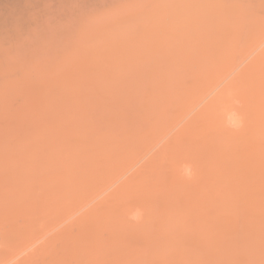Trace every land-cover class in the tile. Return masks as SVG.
Masks as SVG:
<instances>
[{
	"label": "bare ground",
	"instance_id": "1",
	"mask_svg": "<svg viewBox=\"0 0 264 264\" xmlns=\"http://www.w3.org/2000/svg\"><path fill=\"white\" fill-rule=\"evenodd\" d=\"M164 1L160 0L162 4L164 2V5L160 4V6L158 4L159 7L156 6V8H162L160 9L162 11L166 10V14H169V11L165 8L169 7L171 9L172 5V9H175V5H178L179 8L183 6V2H177L179 0H171V3H167L166 0ZM195 1L196 3L193 0L184 1L186 4L191 2L190 6L187 5L189 7H186L189 13H184L186 18L182 13H179L181 11L178 10L179 8H177L178 11L175 10L177 11L175 14L179 13L181 16L179 14L178 16L173 15L172 13L174 12H171L173 17L176 16V18H170L172 20H170L168 26L162 22L165 21L168 24L169 21L165 20L168 15L166 17L165 15L161 16L165 12L160 11L161 14H159L160 12H157L159 10L155 9L157 10L155 12L158 13L156 15L159 17L155 16L157 21L154 23L155 14L151 12L152 7H149L150 10H144L147 6H143V10L139 9L140 12L138 13L150 11L151 13H147L153 16L151 18L148 17L149 19L153 18L150 24H155L156 26L157 23L159 25L162 22L168 29L165 28L168 31L165 32L172 34L170 37H165L167 39L166 42L165 40H161V43L158 40L156 43L155 41H149L150 39L146 40L147 37L144 34L146 32L144 31L152 30L150 27L154 26L148 23L149 20L147 21V24H149L147 27H144L146 24L143 26L139 25L140 29L143 27L142 30H139L138 26L136 28L133 27L135 23L130 24L129 26L134 28L132 31L136 32L135 29H138L139 31H137L141 35L138 32H132V35L130 32L131 37L133 36L132 38L137 40L133 42L126 38V45L128 44L129 46L130 44L131 46L129 49L126 48L128 46L124 45V41L122 46H125L123 49L127 50L123 51V53L116 52V50L112 51L113 49L122 48L121 45L119 47L116 46L118 47L116 48V44L113 48L108 44L111 48V50H108L109 47L107 48L108 52L104 48L100 50L101 48L97 49L96 47L97 51L95 49V51L91 52L93 53L91 56L88 53L91 50H88V54L85 53L89 56L88 60L90 59L88 63L87 57L84 59L85 55H83V63L81 60L73 65L72 63L70 65L65 64L67 67H63L64 70L60 68L62 71L57 69L59 71L58 76H61L60 73L62 74L63 72L64 74L62 75L64 77L56 78L57 73H55L56 75H52L54 72L51 71V74L50 69V75H48L54 76L55 79L53 77L48 79H43L42 77L40 79V76H38L39 78H37L41 80L40 90H37V92L39 91L38 94H35L36 92L34 91V94L37 96L33 95V98H31L32 95L30 98H28L29 95L28 97L25 95V98L21 97L18 99L19 94H17L12 99L13 96L10 97V93L7 90L9 87L5 86L6 83H9L7 81L15 80L13 77L17 78L18 72L15 71V73L14 70L20 71L19 74L23 72L22 75L31 69L33 70L32 62L30 63L31 66H29L33 68H25L28 64L24 60L26 63L25 66L23 64L24 70H26L24 72L22 64L18 65L17 59L19 57L15 58L16 62L13 59L12 53L10 60L11 62L13 61L14 66L16 64L22 66L20 70L18 69L19 67L8 68L10 60L8 64L6 63V67L4 62H2L4 58L3 60L1 59L0 70L2 69L3 73L0 72V74H4V77L1 74V78L5 79L2 78L1 80L0 78L1 83H4L3 87L0 85V89L2 92L7 93L2 94L0 97V123L4 125L6 123V126L10 124L11 128L8 132L5 131V135H1L4 138L1 137L2 139L0 140V260L9 259V257L19 253V250L22 251L24 246L29 247L33 244L31 243L33 242V236L35 242L36 239L40 238V236H36V233L43 236L46 232L45 230L51 228L48 227L51 223L53 225L68 223L62 225L64 227L59 225L62 229L59 232L57 231V234L53 237L51 234L49 236L46 233L49 239L45 240L46 237H43L44 240L39 242L42 243L41 245H38L39 243L37 242V247L33 246L34 244L31 245L36 248H32L33 250L26 254L21 261H14L16 262L15 264H221V261L222 264H229L228 261L231 262L232 260V264H240V262L241 264H262L264 258L260 259L257 257L264 254V240H262L264 238L262 237L264 236V35H262L264 31H260L264 25H262L263 22H260L261 16L258 18L255 12L256 10L261 11V8L264 11V0H253L252 2L247 0V3L244 2L246 0H242V3H240L241 0H227V4L226 0H217L220 3L218 4L220 8L217 6L215 17L207 16L209 12L211 13V10L208 12L210 8H206L209 6V3H207L209 0L207 2L201 0L204 4L200 0ZM193 3L196 7L191 5ZM205 3L208 5L206 6ZM210 4H212V1ZM221 5H228L229 7L225 6L226 8H224ZM192 6L199 12H201V8L202 12H196ZM210 6L215 11L214 7L216 5ZM212 6L214 7L212 8ZM190 7H192L193 13H190ZM204 8H206L207 12H203ZM214 11L211 15H214ZM258 11L256 14L259 13L258 15L263 16V11ZM183 12H187V10L185 9ZM138 13L136 15H139ZM196 13H199L198 15L201 16H199V19L198 17L196 18ZM216 14L219 15H217L218 17L223 15L224 18L228 17L229 19L227 18V20L222 17L219 20L217 17L218 20H215ZM187 15L188 18L192 16L193 19L196 18L199 22L191 18L187 20ZM143 16L147 15L143 14ZM182 16L181 21L183 19L185 21L186 19L190 24L187 22L181 25L180 21L177 20ZM134 18L141 19V17H136L135 14ZM145 20H147V17H145ZM190 20L194 21V25L197 28L193 29V21L191 22ZM144 21L142 20L139 24L142 25ZM172 21L176 24L178 23V27L175 24V28ZM213 21H217L215 22L216 24ZM162 23L160 27L163 25ZM170 24L174 28L169 27ZM187 24L194 31L192 29H190L192 31H188L190 27L187 28ZM158 25L156 28L159 27ZM179 25L183 27L185 25L186 27L182 29ZM129 26L127 28L131 30ZM81 27H79L81 30L77 29V32L83 30ZM159 28L156 32L160 30ZM217 28L223 29L221 35L218 37L214 36V39H212V32ZM118 29L116 32H120V36L121 32L123 36L129 34V32L126 34L125 30L124 34L123 31H120L121 28ZM173 29L174 32L172 31ZM184 29L188 32L186 33ZM115 30L116 28H114V32ZM162 30L164 31V28ZM73 31H76V29ZM140 31L144 33L142 34ZM163 31L161 32L163 33ZM249 31H257V33L260 31L262 34L259 33L261 36H253ZM110 32L112 33L113 31ZM110 32L109 34H111ZM116 32V35L114 33L111 36L108 33L106 34L109 35H107L108 37L113 36L114 41L116 40L115 43L118 42L117 45H119L123 36H121V39L118 37L120 39L118 41V39L114 38L118 35ZM137 33L138 37L142 38V35H144L146 38L140 39L137 36L135 38L134 34L137 35ZM150 34L155 35L154 32ZM169 34H166V36H169ZM65 35L67 36L66 33ZM129 35L127 37H130ZM76 37L79 38L78 35ZM108 37L107 39H109ZM148 37L151 38L149 31ZM102 38L100 39L102 40ZM105 38L103 41L99 40V42L107 40ZM155 38L158 39V36H155ZM152 39L154 40V38ZM159 39H161V36H159ZM95 40L97 38L94 39V42ZM112 40L110 43H112ZM128 41L133 42V46ZM89 42L87 41V49L92 47L89 46L91 44ZM94 42L92 41L94 46L95 44L98 45V40L96 41L97 43ZM75 46L79 47L78 45ZM101 47H105V45L103 44ZM79 48L77 50L75 48L74 51H78ZM92 48L94 50V47ZM69 49L73 48L68 47ZM219 49L224 50L228 56H232L231 59L233 61L236 57V60H239L238 62H241V60L246 62L244 59L249 60L248 57L250 56L252 59L246 64L244 63V65L242 64L243 61L240 64L237 61L236 63L233 62L236 65H243L242 68L238 69V65L234 66L230 64L232 61H229L231 59L226 55V58H223V60L227 59L224 62H228V64L223 61V63L221 61L220 63L219 60H216L220 64L216 65L215 62L214 66H211V64L208 66L213 59L210 55L214 52L216 53ZM33 51L31 50V53L27 52L29 54L27 55L28 57H26V54L23 57L27 59L30 56V59L33 60L31 58L34 56L32 54ZM110 51L113 54L115 53L114 56L117 53V56L122 54L120 55L122 58L120 57L118 61L117 57V60H115L116 58L112 56ZM69 53L71 52L69 51ZM222 53L224 54V52ZM44 54L47 53L44 52ZM65 54H58L59 56L55 57L57 58L62 55V57L64 56L67 59L68 54L66 57ZM223 54L220 56L222 57ZM9 56L7 57L6 55V61H8ZM171 57L176 58V60L172 61ZM216 57L218 58V55ZM216 57L214 58L217 59ZM223 57L225 56L223 55ZM238 57L240 58L238 59ZM66 59L62 60L65 61ZM69 60L68 63L71 62ZM58 61L59 59L57 58V61H54L55 64L52 65H56ZM11 62L10 66L13 65ZM21 62L24 63L23 61ZM170 62L171 64H169ZM104 63L106 64L104 65ZM1 64L3 65L1 66ZM97 64L101 66L99 65V67ZM229 64L230 66L232 65L231 68L228 66ZM41 65H39V68H41ZM149 65L154 66L153 71L157 69V72H160L158 75L156 74L158 79L154 78L149 70V75L147 76L152 75L149 79L152 80L154 78V80H150L149 87L145 88L146 91L148 90L147 92H143L145 90L141 86L142 92L146 94H141V90L140 95H137V93L131 94L135 92H131L133 90L131 89L132 87L129 90L131 93H129L123 87L125 83L128 80L132 81V76L135 73H144ZM3 66L6 70H4ZM43 67L45 69V66ZM211 67L214 68V71L210 69ZM48 68L49 66L46 69ZM201 68L202 70H204L203 68H207V71H213L212 73L208 72L212 78L217 77L223 70L225 72V68L226 70L229 69L230 74L229 77H225L226 72L225 74H221L225 77L224 79L221 76L224 84L220 83V81H214L216 78L213 80V83L216 82L214 83L215 86L217 82L218 84L220 83V85L217 84V86L221 87L218 88V92L215 86L212 87L209 84L212 89H216L213 90L214 92L216 91V94L212 98L211 96L214 93H210L211 96L207 95L208 92L212 91L210 86L206 88L208 89L207 91L204 89L206 93L202 92V94H206L207 96L203 95L202 97L198 94L199 97L204 98L203 100L209 96L208 102L204 101L205 104L203 102L204 105L201 98L197 97L198 101L195 99V103L190 98L191 96L188 100L186 99L187 96H185L188 91L186 87H190L191 83L196 81L195 75L198 74V69ZM150 69L152 71V68ZM8 72L10 74L11 72L12 74L15 73L16 75H11V77ZM40 73L38 74L40 75ZM231 73L233 76H231ZM84 74H88L86 76L88 80ZM36 75H34V78L26 77L27 84L24 83V77L21 78L19 76L23 80L22 83L18 82V86L10 82V85H8L10 87L14 86L9 88V92L12 91L11 94L14 95L17 92L19 93L18 89L23 92V88H27L28 86L33 87V84L38 81L35 77ZM139 76L137 75V77ZM145 76L144 79L143 77L141 79L145 80ZM206 77L202 79L206 80ZM135 78L133 79V83L136 82L135 86H138V79L140 77L136 80ZM207 79L211 80L209 77ZM223 79L226 81L224 82ZM31 83L33 84L30 85ZM130 83L127 84L129 85ZM206 84L207 81L205 86ZM22 86L23 88H20ZM35 86L37 85L35 84ZM12 88L14 91H17L13 93ZM126 88L129 87L126 86ZM200 88L198 89L199 93ZM185 90H187L186 93ZM27 92L23 93L27 94ZM162 94L168 95L167 101L164 99L165 97L162 98L165 96ZM20 95L22 94L20 93ZM189 95L191 94L189 93ZM195 95H192V98H196ZM7 97H10L8 99L12 102L22 101L20 104L19 101L18 105L14 102L15 107L9 100L7 103ZM184 97L187 104L179 105ZM194 103L196 106L197 104L198 106H203L199 110L198 106L196 107L197 109L195 108L196 111L198 110L197 113H194L195 111L192 109L193 116L190 118L186 117V112L192 111L191 108L194 107ZM36 106L43 110V114H39L42 112ZM31 107L33 109L36 108V111L40 110L34 116L38 118V121L34 120L33 116L28 115L33 111ZM172 110L175 115L173 121L170 118L173 114ZM96 111L98 112L96 113ZM190 113H188V116L192 115ZM48 115L49 117L53 115V117L50 119ZM21 117L22 119H20ZM27 117L36 122H31ZM177 117L189 119L187 122L182 120L186 123L183 127L179 128V125L182 126L184 123L180 119L177 120ZM1 118L4 119L3 122ZM46 118L49 119V121L47 120L48 123L54 119L55 124H53L52 129L47 127L48 125L50 126V123L47 125ZM18 119L21 121H18ZM27 119L30 121H27ZM175 120L179 121L178 126L173 124ZM17 121L18 123L16 124ZM7 122L9 123L8 125ZM169 122L172 126H167ZM174 123L178 122L175 121ZM165 126L169 127V129ZM173 126H177L175 129L178 128L179 131L176 132L177 130L173 129L176 134L173 131L174 135L172 136V129L170 130V128H173ZM54 128L55 131L51 134V130L53 131ZM163 128L169 130L168 133L171 132L169 138L165 145L160 140L161 144L164 145L160 144L162 146V148L160 147L161 149H159V145L154 144L159 151L156 148L158 152L153 151L154 155L152 154V157H150L151 155L147 153L150 152L151 148L149 151L145 149H149V144L152 145V143L156 142L155 138L159 137L157 135L161 133V130L166 132ZM35 130L36 132L41 130L42 136L39 137L41 134L38 133L39 135H35L39 138L35 137L33 135ZM5 132L3 131L0 134H4ZM166 134L164 133L165 139L161 138L162 140H166ZM48 135H51L53 139ZM170 135L172 136L171 138ZM157 142L156 144L160 143ZM155 147L153 146L152 150ZM143 150L149 155L147 157L150 158H147L148 161L144 163L146 157L141 156L143 159L138 157V154L136 157L140 161L143 159L144 164L141 167L138 166L142 161L140 162L136 159L140 162H137L138 165L136 166L140 168L135 169L137 171L132 172V174L131 167L129 166H132V163L134 166L136 164L134 155H137L141 151L144 155ZM142 154L140 153V155ZM133 156L135 162L133 161ZM127 166L130 171L124 169ZM134 166H132V169H134ZM191 169L193 171H190ZM118 171H121V173ZM122 172L124 173V177L121 175ZM127 172L128 177L126 176L125 178V173L127 175ZM116 173L118 174L115 175V178L121 177V179L119 183L116 181L119 184L116 189L117 183L114 182L115 185L113 182L110 183L115 186H108L110 190L114 188L112 192L106 188L107 183L110 181L108 182L105 179ZM110 178L108 179L110 180ZM115 178H112L111 181ZM123 178L125 179L121 181ZM103 181L106 186L102 183ZM101 184L105 186V190L107 189L111 193L108 194L107 191H104V193V188L101 189L100 191L104 195L106 193L108 195L106 194L107 196L104 197L102 193H99L104 198L102 200L100 197L99 199L96 198L101 201L96 202L98 204L94 205L95 201L92 203L90 198L96 195ZM86 203H92L93 205L89 204V206L93 207H88L89 209L85 211L87 207L82 206L86 205ZM79 205H82V209L85 208L83 209L84 213L82 212L83 210L80 211L81 207ZM76 206L79 207L75 210ZM71 208L77 213L79 211L80 213L82 212V215L76 218L77 214L75 213L76 217H74V214L73 217L76 220H72V218L69 220L72 221L68 222L66 214L71 213L70 215L72 216V212H70L72 211ZM135 215H137L138 219ZM131 216H133V219H137V221L132 220ZM59 226L57 230L60 229ZM76 230L77 232L75 233ZM53 232H56V230ZM252 240H254V243ZM257 244L262 247L259 249ZM256 245L257 247H254ZM251 246L254 248L253 250ZM260 251L263 254L258 256V252ZM21 253H19V256ZM247 253L248 255L251 253L249 256L252 257L246 256ZM254 254H257V256H254ZM260 257L262 258L263 256ZM249 259L251 262L254 260L255 262L251 263ZM10 261L8 260V262ZM224 261L227 262L225 263Z\"/></svg>",
	"mask_w": 264,
	"mask_h": 264
},
{
	"label": "rangeland",
	"instance_id": "2",
	"mask_svg": "<svg viewBox=\"0 0 264 264\" xmlns=\"http://www.w3.org/2000/svg\"><path fill=\"white\" fill-rule=\"evenodd\" d=\"M164 1V0H163ZM170 1V2H169ZM169 1H167L166 0V2L167 3H171L172 1L171 0H169ZM177 1V0H176ZM185 2H186V0H184ZM184 1H177L178 3H182V5L184 6H182V5H180V6H182L181 8H184V9H181V8H179L178 7V5H175V9H172L173 8V5H172V7H171V9H169V7L168 8H165V9H168L167 11H169V14L167 13L166 14V10H164V8H163V10L164 11H162V10H160V9H162V8H156V6L157 7H159L158 6V4L160 5V4H162V2H160V0H0V61H1V59L3 60V58H4V61H2V62H4V65L7 67V64H8V62H9V60L12 58V54H13V59L17 62V60H18V65L21 63L22 64V66H23V64H24V66L26 65V63L28 64L25 68H33V70L31 71H28V72H26V73H24L23 75H22V73L21 74H19V72L20 71H17V70H14V72L16 71V72H18V76H17V78L16 77H13V79H15V80H13V81H7V82H9L8 84L10 85V82L12 83L13 82V84H19L18 82H20V83H22V81L24 80V83H26L27 84V82H26V77H28V78H34V75H36L35 77L37 78L38 76H40V79L43 77V79L45 78H54L55 79V77L54 76H52V75H56L55 73H57V75H56V78H58V77H64V75H62V74H64L63 72H62V74L60 73V75L61 76H58V72L59 71H57V69H63V67H67L65 64H71L72 63V65L73 64H75V63H77V62H80L81 60V62L83 63V55H85V57H84V59H86V57H87V60H88V57L89 56H91V54H93V53H91V52H93V51H95V49H96V47H97V49L98 48H101L100 50H102V48H104V50L105 51H107L108 52V50H111V48H113V46L115 45V47L116 46H120L121 45V49H113L112 51H115L116 50V52H121V53H123V51H125V50H127V49H129V47H131L130 46V44H129V46H128V44L126 45V43H127V39L126 38H128L129 40H131V41H133V42H136L135 40H137V39H134V38H132L131 37V34H132V32L133 33H136V32H138L139 30H142V28L143 27H141V29H140V26H143L144 24H146V26H144V27H147L149 24H150V22L151 21H153V18L152 19H149V18H151V17H153L152 16V14L151 15H148L147 13H154L155 15H154V23H156V17H159V16H157L156 15V13L158 12H160V11H162V12H165V14L163 13L161 16L163 17L164 15H165V17H166V15H168L167 17H166V19L165 20H169L168 21V24H167V22H165V21H162V22H164V24H166L167 26L169 25V23H170V20H172V19H170V18H172L173 17V15L175 14V12H177L178 10H181L179 13H182L183 14V16H185V18H186V15H184V13H186V14H188L189 12H188V9L186 8V7H189L190 6V3L192 2H189L188 4H186V3H184ZM188 1V0H187ZM201 1V0H200ZM212 1V4H210V2ZM251 2L253 1V0H250ZM255 1V0H254ZM263 1V0H262ZM156 2H158V3H156ZM165 2V1H164ZM164 2H163V4H162V6L164 5ZM193 2L194 3H196V1L195 0H193ZM201 2H203V1H201ZM201 2H200V4H201ZM204 2H207V0L205 1L204 0ZM204 2H203V4H204ZM213 2H214V4H213ZM215 2H216V4H215ZM243 1L241 0V2L240 3H242ZM244 2H246L247 3V0L246 1H244ZM126 3H128V4H126ZM151 3V4H150ZM154 3H156V4H153ZM167 3H165V5H167L168 6V4ZM191 4V5H194L195 6V4ZM199 3V2H198ZM207 3H209V6H207L208 4ZM207 3H205V5L207 6L206 8H210V9H208V12H209V10H211V13H213V9H211V6L210 5H216L215 7L214 6H212V8L214 7L215 8V11H214V15H211V13L209 12V15H207V16H209V17H211V16H214L215 17V12H216V8H217V6H219L218 4H220L219 3V1H217V0H209V2H207ZM228 3V1L226 0V4ZM254 3V2H253ZM186 6H185V5ZM202 4V5H203ZM244 4V3H243ZM248 4H249V2H248ZM248 4H246V5H248ZM252 4V3H251ZM262 4H263V2H262ZM170 5V6H171ZM187 5H189V6H187ZM146 7V8H144V7ZM161 6V5H160ZM222 6H224V8H226L225 6H227V8L229 7L228 5H221V7ZM144 8V10H150L149 9V7L151 8V12L150 11H146L145 13H144V11L142 12L144 15H147V16H145V17H147V20H145L146 21V23H145V21H144V19H145V17L143 16L142 17V13H138V12H140V10H143V8ZM193 7V6H192ZM192 7H190L189 8V10L191 11L190 13H193V10L191 9ZM196 7V6H195ZM205 7V6H204ZM245 7V6H244ZM248 7V6H247ZM263 7H264V4H263ZM154 8V9H153ZM177 8H179L178 10H177ZM194 8V7H193ZM198 8V7H197ZM206 8H204L203 9V12H207V10H206ZM219 8H220V6H219ZM218 8V9H219ZM138 9V10H137ZM140 9V10H139ZM155 9H158L159 11H157V10H155ZM185 9L187 10V12H183V11H185ZM262 10L261 11H258V10H256V12L258 11V12H262L263 11V8H261ZM130 10V11H129ZM132 10V11H131ZM135 10V11H134ZM154 10V11H153ZM174 10V11H173ZM175 10H177V11H175ZM194 10L196 11L197 9L196 8H194ZM198 10H199V8H198ZM200 10H201V12H202V9L200 8ZM205 10V11H204ZM213 10V11H212ZM155 11H157V12H155ZM195 11H194V15H195ZM133 12V13H132ZM140 15L141 14V16H139V15H136L137 13ZM171 12H174V13H172L171 14ZM196 12H199V11H196ZM201 12H199V13H201ZM256 12H255V15L259 18V16H261V18H263L262 19V21H261V18H260V22H263L264 23V11H263V16L262 15H258V14H256ZM157 13V14H158ZM178 13V14H179ZM198 13V14H199ZM134 14H135V16L136 17H141V19L144 21L143 22V24L141 25V24H139V23H141V19L139 20V18L138 19H136V18H134ZM159 14H161V12L159 13ZM172 16H171V15ZM178 14H175L176 16H178ZM197 13H196V18L198 17V19H199V16L200 15H198ZM261 14V13H260ZM130 15V16H129ZM170 15V16H169ZM189 15H191V14H189ZM203 15V14H202ZM205 15V17H207ZM218 14H216V19L215 20H218V18H219V20L223 17L224 18V16L223 15H220V17H218L217 16ZM128 16V17H127ZM132 16V17H131ZM156 16V17H155ZM160 16V18H162ZM176 16H174L173 18L175 19L176 18ZM179 16H181L180 14H179ZM183 16L182 17H180V19L179 20H177V21H180V23H181V25H183V24H186L188 21V19H193V14H192V16L190 17V18H188V15H187V20L185 19V21H184V19H183V21H181L182 19L181 18H183ZM124 17V18H123ZM126 17V18H125ZM149 17V18H148ZM201 17V16H200ZM218 17V18H217ZM90 18V19H89ZM116 18V19H115ZM130 18H132L131 20H130ZM196 18H194L193 20H196V22H199V20L197 21V19ZM208 18V17H207ZM212 18V19H213ZM228 18V17H227ZM226 17L224 18V19H227ZM89 19V20H88ZM136 19V20H135ZM229 19V18H228ZM227 19V20H228ZM137 20H139V21H137ZM149 20V21H148ZM162 20H164L163 18H162ZM193 20H190L191 22L193 21ZM211 20V19H210ZM223 20V19H222ZM250 20V19H249ZM89 21V22H88ZM114 21V22H113ZM133 21V22H132ZM147 21H148V23L149 24H147ZM161 21V20H160ZM160 21H159V23H160ZM109 22V23H108ZM112 22V23H111ZM128 22V23H127ZM136 22H138V24H136ZM161 22V23H162ZM173 22V21H172ZM196 22H195V24H196ZM215 22H217V21H215ZM214 21H213V23H215ZM219 22H222V21H219ZM248 22V21H247ZM120 23V24H119ZM133 23H135V24H133ZM160 23V24H161ZM179 23V24H180ZM211 23H212V21H211ZM262 23V25H264ZM110 24V25H109ZM132 25L133 24V27H137V28H139V30L137 31L136 29H135V31L136 32H134V31H132V29H134V28H132V27H130L129 25ZM160 24L158 25V23L156 24V26L158 25L159 27H160ZM163 24V23H162ZM163 24V25H164ZM175 24L176 23H174L173 22V26H175ZM178 24V23H177ZM177 24H176V26H177ZM188 24H190V22H188ZM187 24V25H188ZM193 25H192V27H193V29H195V25H194V21H193V23H192ZM207 24V23H206ZM209 24V23H208ZM216 24V23H215ZM219 24V23H218ZM113 25V26H112ZM117 25V26H116ZM135 25V26H134ZM140 25V26H139ZM150 25H154L153 27H150V29H152V30H148L149 31V35H151V38H154V40L152 39L151 40V38L150 37H148V31L147 30H143L144 32H146L147 33V35H146V33H144L145 34V36L148 38H146L144 35H142L143 37L142 38H146V40L148 41L149 39V41H157L158 42V40H160L159 42H161V40H165V42H166V38L167 37H170V35L172 36V34H169V33H167L168 31V29H167V27H166V25H161V27H162V29L164 28V31L161 29V27L159 28V27H157L156 28V26H155V24H150ZM181 25H179V27L181 28L182 27V29L184 28V27H186L185 25H184V27L183 26H181ZM197 25V24H196ZM211 25V24H210ZM81 27V26H85V27H81L83 30V32L81 31H79V32H77L78 30H81V29H79V27ZM107 26H108V28H107ZM119 26V27H118ZM127 26H129L130 28H131V30L130 29H128L127 28ZM176 26H175V28H176ZM77 27V28H76ZM123 27H125L124 29H123ZM149 27H148V29H149ZM169 27H172V24H170V26ZM178 27V26H177ZM190 27V28H189ZM192 27L191 26H187V28H189L188 29V31H192L193 29H192ZM212 27V26H211ZM210 27V28H211ZM263 28H264V26H262ZM262 27H261V30L260 31H264V29L262 30ZM70 28H72L71 30H72V32H71V30H69ZM86 28V29H85ZM114 28H116V30H115V32L117 31V29L118 28H121V30L120 31H123V33L126 31V34H128L127 32H129V34H130V32H131V34L129 35L130 37H127L128 35H125V36H123L122 35V32H121V36H123L122 37V40H121V42L119 43V45H117L118 44V42L117 43H115V41H114V39L112 38V37H108L109 35L111 36V34L112 33H114L115 34V32H114ZM156 28V29H155ZM160 29L161 31H163V33L159 30L158 32H156V30L157 29ZM167 30H166V29ZM172 28H174V27H172ZM187 28H185V29H187ZM197 28V27H196ZM76 29V31H73V30H75ZM78 29V30H77ZM111 29V30H110ZM128 31H127V30ZM145 29V28H144ZM147 29V28H146ZM154 29H155V31H154ZM185 29H184V31H185ZM190 29H192V30H190ZM219 29V30H218ZM119 30V29H118ZM125 30V31H124ZM130 30V31H129ZM221 30V31H220ZM222 28H217V29H215L212 33H213V35H212V39H214V36H216V37H218L219 35H221V32H222ZM250 30V29H249ZM70 31V32H69ZM104 33H103V32ZM110 31H113L112 33L110 32ZM152 31V32H151ZM165 31H167V32H165ZM173 32H174V29L172 30ZM187 30L185 31L186 33L188 32ZM194 31V30H193ZM219 31V32H218ZM260 31H258V33H257V31H249V32H251L252 34H253V36H261V35H259V33H261ZM68 32V33H67ZM75 32V33H74ZM109 32L111 33V34H109ZM141 33H142V31H140ZM154 32V34L155 35H153V34H150V33H153ZM156 32V33H155ZM160 32V34H158ZM171 32V31H170ZM172 32V33H173ZM247 32H248V29H247ZM65 33L67 34V36L65 35ZM70 33H72L73 35H75L76 33H78V34H76L75 36H73L72 34H70ZM80 33V34H79ZM84 33V34H83ZM92 33V34H91ZM97 33V34H96ZM106 33H108V34H106ZM116 33H118V35L117 36H115L114 38L115 39H118V41L121 39V36H120V32H116ZM139 33V32H138ZM138 33H137V35L136 34H134V36H135V38H136V36H137V38H140V37H138ZM142 33V34H143ZM165 33V34H164ZM175 33H177V32H175ZM251 33H249L250 35H251ZM254 33H257V34H254ZM69 34V35H68ZM125 34V33H124ZM162 34H164V35H162ZM166 34H169V36L167 35L166 36ZM218 34V35H217ZM262 34V33H261ZM78 35V37L79 38H77L76 36ZM96 35H97V37H96ZM102 35H104L103 36V38H102ZM108 35V36H107ZM113 35V34H112ZM133 35V34H132ZM139 35H141L140 33H139ZM175 35V34H174ZM262 35H264V32H263V34ZM66 36V37H65ZM83 36V37H82ZM89 36H91V37H89ZM153 36V37H152ZM155 36H158V39L157 38H155ZM159 36H161V39H159ZM97 38V40H98V45L97 44H95V46L92 44V41L94 42V39H96ZM106 37V38H105ZM107 37L109 38V39H107ZM118 37H120V39L118 38ZM166 37V38H165ZM77 40H75V39ZM90 38H92V39H89ZM94 38V39H93ZM99 38V39H98ZM100 38H102V40L100 39ZM107 39V40H105L104 42H99V40H101V41H103V39ZM111 38V39H110ZM133 40H132V39ZM142 38H140V39H142ZM165 38V39H164ZM43 39V40H42ZM62 39H64V40H62ZM113 39V40H112ZM70 40H72V41H70ZM92 40V41H91ZM97 40H95V42L97 41ZM109 40V41H108ZM111 40H112V43H110L111 42ZM262 40V39H261ZM87 41L89 42V46H92V47H94V50H93V48L92 47H89L88 49H87V47H88V44H87ZM123 41V42H122ZM124 41H125V44H124ZM131 41H128V43H131ZM43 42V43H42ZM73 42V43H72ZM85 44H84V43ZM94 42V43H95ZM131 43V45L133 46V44L134 43ZM156 42V43H157ZM50 43V44H49ZM81 43H82V45H81ZM97 43V42H96ZM100 43H101V45L103 46V44L105 45V47H101V45H100ZM107 43V44H106ZM124 45H126V46H128V47H126L127 49H123L124 47L122 46L123 44ZM162 43V42H161ZM164 43V42H163ZM41 46H40V45ZM73 44H74V46H73ZM83 44H84V46L86 47H84L83 46ZM86 44H87V46H86ZM108 44L111 46V48H110V46H108ZM112 44V45H111ZM159 44V43H158ZM68 45V46H67ZM71 45V46H70ZM75 45H78L79 47V50L78 51H76L78 48H77V46H75ZM81 45V46H80ZM97 45V46H96ZM264 45V44H263ZM39 47V49H37L38 47ZM46 46H47V48H46ZM83 46V47H82ZM35 47V48H34ZM65 47V48H64ZM68 47L69 48H73V49H69L68 50ZM110 49H109V48ZM118 47H116V48H118ZM262 47V46H261ZM264 47V46H263ZM30 48V49H29ZM34 48V49H33ZM42 48V49H41ZM45 48V49H44ZM76 48V50L74 51V49ZM91 48V49H90ZM107 48H108V50H107ZM26 49V50H25ZM57 49H58V51H57ZM82 49V50H81ZM86 49V50H85ZM97 49H96V51H97ZM33 51L32 52V54H34V56L33 55H31V56H33V57H31L33 60H31L30 59V56H29V58H27V59H25L23 56H25L24 54H26V57H28L27 55H29V54H27V52H29V53H31L30 51ZM38 52H37V51ZM43 50H44V52L45 53H47V54H44V52H43ZM64 50V51H63ZM66 50V51H65ZM68 50V51H67ZM80 50H81V52H80ZM88 50H91V51H89L88 52ZM104 50H103V52H104ZM119 50H121V51H119ZM26 51V52H25ZM41 51V52H40ZM57 51V53H55ZM69 51L71 52V53H69ZM99 51V50H98ZM112 51H110L111 53H112V56H114L115 55V53L113 54V52ZM221 51V52H220ZM23 52H25V53H23ZM35 52V53H34ZM43 52V53H42ZM60 52V53H59ZM65 54V57L67 56V54H68V56H67V59L66 58H64V56L62 57V55H60V57H57L58 59H59V61H58V63H56V65H52V64H55V62L54 61H57V58L55 57V56H59L58 54ZM73 52V53H72ZM74 52H79L78 54L77 53H74ZM89 53V56L88 55H86L85 53ZM218 52H220V54H218ZM222 52H224V54L222 53ZM10 53V54H9ZM12 53V54H11ZM23 53V54H22ZM38 53V54H37ZM55 53V54H54ZM82 53V54H81ZM84 53V54H83ZM87 53V54H88ZM104 53H106V52H104ZM256 53V52H255ZM41 54V55H40ZM70 54V55H69ZM72 54H74V55H72ZM75 54H76V56H75ZM81 54V55H80ZM218 55V58L216 57L217 55ZM221 54H223L225 57H223V55H222V57L220 56ZM6 55H7V57H8V55H10L9 56V58L7 59L8 61H6L5 59L7 58L6 57ZM17 55V57H15ZM19 55V56H18ZM40 56V58H38L39 56ZM118 55V53L116 54V56H114L116 59L115 60H117V57H118V61H119V59H120V57L122 58V56H120V55H122V54H120L119 56H117ZM216 55V56H215ZM226 53H225V51L223 50H221V49H219V50H217L216 51V53L214 52V53H212L211 55H210V57L212 56L213 57V59L211 60V62L208 64V66L211 64V66H214V64H215V62H216V65L217 64H220L222 61L224 62V61H226L227 59H224L223 60V58H226ZM36 56V57H35ZM41 56H43V57H41ZM70 56V60L68 59V57ZM74 56V57H73ZM78 56V57H77ZM80 56V57H79ZM228 56V55H227ZM19 57V58H18ZM35 57V58H34ZM113 57V58H114ZM214 57H216L217 59H215ZM228 57H230L229 59H231L232 58V56H228ZM227 57V58H228ZM15 58H18L17 60L15 59ZM37 58V59H36ZM46 58V59H45ZM51 58V59H50ZM56 58V59H55ZM75 58V59H74ZM77 58V59H76ZM222 58V59H221ZM237 58V57H236ZM236 58L234 59V61H233V59H231V60H229V61H232V62H230V64H232V65H234V66H239L238 67V69L239 68H242V66L244 65V63L246 64L247 62H249L252 58H251V56L250 57H248V59L249 60H247V59H244V60H246V62L245 61H243V60H241V62H238L239 60H236ZM240 57H238V59H239ZM242 58V57H241ZM12 59V60H13ZM21 59H23V60H21ZM42 59V60H41ZM54 59V60H53ZM61 59V60H60ZM62 59H66L65 61H63ZM172 61H174V60H176V58H174V57H171L170 58ZM178 59V58H177ZM211 59V58H210ZM20 60V61H19ZM26 61V63H25V61ZM30 60V61H29ZM37 60V61H36ZM41 60V61H40ZM46 60V61H45ZM68 60L69 61H71L70 63H68ZM74 62H73V61ZM90 60V59H89ZM89 60L87 61V63L89 62ZM105 60H107V59H105ZM213 60H214V62H213ZM219 60V62H217V61ZM21 61H23L24 63H22ZM65 62V63H63V62ZM86 61V60H85ZM236 61L240 64V63H242V61H243V65L241 64V66L239 65V64H235L236 63ZM1 62V63H2ZM10 62H11V60H10ZM10 62H9V67L8 68H11V69H13L12 67H15V68H18L19 70H20V67L22 68V66H18L17 64H16V66H14V63H13V61L11 62V63H13V65L12 66H10L11 64H10ZM29 62V63H28ZM32 62V63H31ZM40 63V64H38V63ZM47 62V63H46ZM54 62V63H53ZM102 62H104V60H102ZM105 62H107V61H105ZM222 62V63H223ZM233 62H235L234 64H233ZM7 63V64H6ZM30 63H31V65L33 66V67H30L31 65H30ZM47 65H46V64ZM61 63V64H60ZM100 63H101V61H100ZM224 63H226V62H224ZM35 64V65H34ZM42 64V65H41ZM59 65V67H57L58 65ZM106 63H104V65H105ZM169 64H171V62L169 63ZM226 64H228V62L226 63ZM230 64L228 65L230 68L232 67V65L230 66ZM3 64H1V66H2ZM30 65V66H29ZM37 65H38V67H37ZM39 65H41V68H39L40 66ZM51 65V66H50ZM84 65V64H83ZM86 65V64H85ZM98 66L100 65V64H97ZM101 65H102V63H101ZM100 65V66H101ZM24 66H23V70H24ZM29 66V67H28ZM43 66H45V69H44V67ZM47 66H49V68L48 69H46L47 68ZM87 66V65H86ZM99 66V67H100ZM227 66V67H228ZM4 67V66H3ZM2 67V68H3ZM56 68V70H55V68ZM72 67H74V66H72ZM104 67V66H103ZM148 67H150V68H152V71H151V69L149 68L148 69ZM147 67V69H146V71H144V73H142V74H139L138 72L137 73H135L132 77V81H127L126 83H125V85L123 86L125 89H127L128 91L129 90H131V89H133L131 92H134V93H131L130 91H129V93H131V94H135V93H137V95H140V90H141V94H146V93H143V92H147L146 91V89L149 87V85H150V80L151 79H149L150 78V76H152L153 75V77L154 78H157L158 79V76L156 77V74L158 75L159 73L157 72V69L156 70H154L153 71V68H154V66H151V65H149ZM226 67V68H227ZM228 67V68H229ZM5 68V67H4ZM226 68H225V72H226V75H225V77L226 76H228L229 77V69L228 70H226ZM37 69V70H36ZM51 69V70H50ZM53 69V70H52ZM60 69V70H61ZM66 69V68H65ZM204 70H202V68L201 69H198V74L197 75H195V78H197V79H195L193 82L195 83H191V85H190V87H186V89L188 90H185V93H186V91H187V93L185 94V96H187L186 97V99L188 100L189 99V97L191 98V99H193L194 101H195V99L198 101V99H197V97L200 99H202L201 101H202V104H203V102L205 101V102H208V97L206 98V96L207 95H210L211 96V94L212 93H214L212 96H211V98L216 94V91L214 92L213 90H216V89H212L211 88V86L212 87H214L215 86V84L214 83H216V82H214L213 83V80L216 78V80H214V81H220V83H222V84H224L223 82H222V78H224L225 79V77H223L221 74H225V72H221L218 76L220 77H215V78H212V76H210L209 74L210 73H212L213 71H214V68L213 67H211L210 69L211 70H213V71H211V70H209L210 71V73H208L209 71H207L205 68H203ZM2 70V69H1ZM0 70V72H2L3 73V71H1ZM4 70H6V68L4 69ZM8 70V69H7ZM10 70V69H9ZM22 70V71H23ZM40 70H42V71H40ZM49 70H50V73H51V71H53L54 73L51 75V76H49L50 75V73H49ZM64 70V69H63ZM149 70H150V74H152V75H150V76H147V75H149ZM202 70V71H201ZM12 71V70H11ZM26 70H24V72H25ZM36 72V73H34V72ZM57 71V72H56ZM62 71V70H61ZM60 71V72H61ZM156 71V72H155ZM207 71V72H206ZM235 71V70H234ZM234 71H232L233 73H235ZM7 72V71H6ZM10 72V71H9ZM8 72V73H9ZM15 72V73H16ZM29 72H30V74H29ZM41 72V73H40ZM46 72V73H45ZM203 72V73H202ZM206 74H205V73ZM1 73V74H2ZM15 73H13L12 74V72H11V74L9 75V76H15L16 74ZM38 73H40V75L38 74ZM154 73V74H153ZM208 73V74H207ZM228 73V74H227ZM1 74H0V78H1ZM33 74V75H32ZM41 74H43L42 76H41ZM49 74V75H48ZM202 74V75H201ZM205 74V75H204ZM4 74H2V76H3ZM22 75V76H21ZM29 75H32V76H29ZM46 75H48V76H46ZM85 75V78L88 80V78L86 77L88 74H84ZM137 75L140 77V79H138L139 77H137ZM144 75H146L145 76V80H143L144 79ZM198 75H200V77H198ZM208 75V76H207ZM7 76H8V74H7ZM11 76V77H12ZM19 76H21V78H23V80H21V78L19 77ZM45 76V77H44ZM203 76V77H202ZM209 77V78H211V80H209V79H207V77ZM221 76H222V78H221ZM231 76H233L232 75V73H231ZM4 77V76H3ZM2 77V78H3ZM6 77V76H5ZM19 77V78H18ZM65 77H66V74H65ZM134 77H136L135 78V80L136 79H138V86H135V84H137L136 82H134L133 83V79H134ZM143 77V79H141ZM147 77H148V79H147ZM206 77V80L205 79H202V78H205ZM2 78H1V80H2ZM10 78V77H9ZM9 78H8V80H9ZM28 78H27V81H28ZM39 78V77H38ZM37 78V82H33V83H31L30 85H34L33 87L32 86H28L27 88H23V86L22 87H20V88H23L24 90H23V92H25V91H28L27 92V94H25V93H23L22 92V90H20V89H18V91H19V93L17 92V93H15L16 91H14L13 90V88H12V90H13V93H15L14 95L13 94H11V92H9V88H11L12 86H14V85H12L11 87L7 84H5V86H8L9 88L7 89L8 90V93H10V97H12V99L13 98H15L14 96L15 95H17V94H19V96L17 97L18 99L19 98H25L24 96L25 95H27V97H28V95H29V97L28 98H30L31 97V95H32V97L31 98H33V95H35V94H38L39 93V91L37 92V90H40V85H41V80L40 79H38ZM154 78L152 79V80H154ZM218 78H219V80H218ZM3 79H5V78H3ZM17 79V80H16ZM146 79H147V81H146ZM156 79V80H157ZM187 79V78H186ZM223 79V81L225 82L226 80H224ZM228 79H230V78H228ZM10 80H11V78H10ZM19 80H21V81H19ZM31 80V79H30ZM39 80H40V83H39ZM86 80V81H87ZM142 80V81H141ZM151 80V81H152ZM155 80V81H156ZM203 80H205V81H203ZM6 81V80H5ZM14 81H15V83H14ZM32 81H36V80H32ZM140 81H141V85H140ZM144 81V82H143ZM200 81V82H199ZM206 81H207V84H206V86H205V83H206ZM17 82V83H16ZM132 84H131V83ZM198 82H199V84H198ZM211 82V83H210ZM218 82H217V84H218ZM38 83V84H37ZM127 83H130L129 85L127 84ZM142 83H144V84H142ZM145 83H149V84H145ZM203 83H204V85H203ZM220 83L218 84V85H220ZM4 84V83H3ZM3 84L1 83V81H0V85H2L1 87H3ZM35 84L37 85V86H35ZM194 86H193V85ZM209 84H211V86L209 85ZM213 84V85H212ZM217 84H216V88H217V92H218V88H221V87H219V86H217ZM221 84V85H222ZM21 85V84H20ZM24 85V84H23ZM133 85V86H132ZM140 85V86H139ZM144 85H146V86H144ZM148 85V86H147ZM19 86V85H18ZM27 86V85H26ZM126 86L127 87H129V88H126ZM143 87V89L145 90V91H143L142 90V87ZM196 86V87H195ZM200 86H201V88H200ZM204 86V87H203ZM209 86H210V88L212 89V91L211 92H208V94L206 95V94H202V92H204V93H206L205 92V90L204 89H206V88H209ZM16 87V86H15ZM14 87V89H16ZM25 87V86H24ZM34 87H36V88H34ZM37 87H39L38 89H37ZM132 87V88H131ZM136 87V89H134ZM139 89H138V88ZM192 87H194L195 88V91H194V88H192ZM30 88V89H29ZM32 88H33V90H32ZM131 88V89H130ZM146 88V89H145ZM189 88H190V90H189ZM192 88V89H191ZM200 88V93H199V89ZM4 89V88H3ZM26 89V90H25ZM35 89V90H34ZM4 90H6V89H4ZM6 90V91H7ZM33 92H32V91ZM137 90V91H136ZM138 90H139V92H138ZM197 90V91H196ZM208 89H206V91H207ZM5 91V92H6ZM34 91L36 92L35 94H34ZM143 91V92H142ZM191 91H193V92H191ZM209 91H210V89H209ZM0 92H1V94H0V97H1V95L2 94H6V93H4V92H2V90L0 89ZM191 94V95H189L188 96V94L189 93ZM20 93L23 95H20ZM32 93V94H31ZM211 93V94H210ZM196 94V95H195ZM200 96H202L203 97V95H206V96H204L206 99L205 100H203L204 98H202V97H199V95ZM162 95H165V96H161L162 98H164L166 101H167V97H168V95L167 94H162ZM192 95L194 96H196V98L194 97V98H192ZM6 96V95H5ZM8 96V95H7ZM35 96H37V95H35ZM10 97H7L6 98V100H7V103H8V100L10 99ZM9 98V99H8ZM16 98V99H17ZM15 99V100H16ZM208 99V100H207ZM0 100H1V98H0ZM10 101V100H9ZM20 101V100H19ZM19 101H10L12 104H14V102H16L15 104H17L18 105V102ZM22 101V100H21ZM21 101L19 102V104L21 103ZM184 101V102H183ZM193 101V102H194ZM183 102V103H182ZM199 102H200V100H199ZM205 102H204V104H205ZM181 104H179V105H183L184 103H186L187 104V101H185V97H184V99H182L181 100V102H180ZM195 103H196V101H195ZM194 103V107L193 108H191V110L193 109L195 112L194 113H197L198 112V110L204 105H199L198 106V104H197V106H196V104ZM201 103V102H200ZM14 104V105H15ZM185 105V104H184ZM15 107H16V105H15ZM34 107V106H33ZM33 107H31L32 109H33ZM37 107V106H36ZM198 108V110L196 111L195 110V108ZM38 109L40 108V107H37ZM196 108V109H197ZM32 109H30V110H32ZM36 109V108H35ZM35 109H33V111H32V113H29L28 115L29 116H35V114H36V112H38V111H40L41 110V112L43 111L41 108H40V110H35ZM35 110V111H34ZM193 110L192 111H187L185 114H186V117H192L193 116ZM98 111H96V113H97ZM171 112H173V110L171 111ZM191 112V113H190ZM188 113H190V114H192L191 116H188L189 114ZM34 114V115H33ZM40 115L41 114H43V112L42 113H39ZM37 115V114H36ZM185 116V115H184ZM2 117V116H1ZM48 117H49V115H48ZM47 117V118H48ZM51 117H53V115L51 116L50 115V119H51ZM186 117H185V119L183 118V119H180V117H177L178 119L177 120H184V121H186L187 122V120L189 119V118H187L186 119ZM28 119H30L31 120V122H33L34 120H37L38 118H36V117H34L35 119L32 121V119L30 118V117H27ZM46 118V122H47V125L50 123V126L48 125H46L47 127H49V128H51L52 129V126H53V124H55V121H54V119H52V121H54V123H52L51 124V122H49L48 123V121H49V119H47ZM170 118L172 119V121H173V118L175 119V115H174V112H173V114H172V116H170ZM170 118H168V119H170ZM182 118V117H181ZM1 119H3V118H1ZM20 119H22V117L20 118ZM27 119V121H30V120H28ZM48 120V121H47ZM177 120H175L176 122H178V123H174L173 122V124L174 125H177V124H179V121H177ZM4 121V119L2 120V122ZM18 121H21V120H19L18 119ZM18 121L16 122V124L18 123ZM38 121V120H37ZM171 121V120H170ZM180 121V122H181ZM0 122H1V120H0ZM36 121H34L33 123H35ZM46 122L44 121V123L46 124ZM183 122V121H182ZM181 122V123H182ZM186 122H183L182 124V126L181 125H179V128H181V127H183L184 125H185V123ZM3 124V123H2ZM2 124L0 123V128L2 129V131H0V133L2 132L3 133V131L5 132H8V130L11 128L9 125V123L7 122V125L8 126H6V123H5V125L3 124V126H2ZM6 126V127H5ZM167 126H172V124L169 122V124L167 125ZM167 126H165V127H167ZM178 126V125H177ZM177 126H173V128H170V130L172 131V136L174 135V134H176V132H178L179 130H178V128L177 129H175V127H177ZM4 127V128H3ZM54 127H55V125H54ZM164 127V128H165ZM163 128V130H165L166 132H167V134H166V132H163L162 130L160 131L161 133H158V135L157 136H159V137H157V138H159V140H157V138H155L156 139V142L157 143H159L160 142V140H161V142H162V144H164L165 145V143L167 142V139L169 138V134L171 133V132H169L168 133V131L169 130H167V129H164ZM168 129H169V127H167ZM0 129V130H1ZM50 129V130H51ZM173 129H175V130H177L176 132H175V130H173ZM41 131V130H40ZM39 130L36 132V130L33 132V135L36 137L37 135H35V134H38V133H40L41 135L39 136V137H41L42 136V131L40 132ZM54 131H55V128L53 129V131L51 130V134H52V132L54 133ZM175 133H174V132ZM6 132L4 133V134H0V140L2 139L1 137H3V136H1V135H5L6 134ZM164 133L167 135H165L167 138H166V140H162V139H165V137H164ZM174 133V134H173ZM49 134H50V132H49ZM39 135V134H38ZM164 137H162V136ZM170 135V138L172 137ZM48 136H50V138H51V135H48ZM161 136V137H160ZM34 137V138H35ZM38 137V136H37ZM38 137V138H39ZM52 137H54V135H52ZM4 138V137H3ZM162 138V139H161ZM51 139H53V138H51ZM154 139V140H155ZM153 140V141H154ZM156 142L155 143H152V145L155 147V145H159L158 147H159V149H161L162 148V146H164V145H162L161 144V142L159 143V144H156ZM155 144V145H154ZM162 146H161V145ZM151 144H149V149H145L146 151H149L150 150V148H151V150H150V152H148L147 154H149V155H151L150 157H152V154L154 153V152H156L157 150H156V148H157V146L155 147V149L153 148V150H152V145L150 146ZM161 147V148H160ZM148 148V147H147ZM158 149V148H157ZM159 149H158V151H159ZM154 151V152H153ZM157 151V152H158ZM152 152V153H151ZM140 153L142 154V151L141 152H139V153H137V155H134L135 156V161H134V156H133V161L136 163L135 164V166H134V164L132 163V166H134V169H132V166H129V167H131V173L132 172H135V171H137V170H135V169H139L144 163H146V161H148V159L150 158V157H147V156H149V155H147L146 154V152L143 150V153H145L144 155L142 154V155H140ZM151 153V154H150ZM138 154H139V156H138ZM154 155V154H153ZM2 156V155H1ZM136 156H138V157H141V156H143L146 160H144V163H143V157H141V158H143L141 161L138 159V157H136ZM3 157V156H2ZM140 158V159H141ZM148 158V159H147ZM136 159H138L140 162H141V164L140 165H138L137 164V162L138 163H140L138 160H136ZM57 164H58V162H57ZM131 164V163H130ZM136 165H138V166H140V167H137ZM124 169H127V171L129 170L130 171V169L128 168V166L126 167V168H124ZM134 170V171H133ZM190 171H193L192 169L190 170ZM119 173H121V171H118ZM123 172H125V170H123ZM122 172V174L121 175H123L124 173ZM118 173H116V174H113V176H109V177H107L105 180L106 181H110L109 183H107V186L105 185V183H106V181H105V183H104V181L102 182L105 186H106V188H108L109 190H110V188L109 187H115L114 185V182H118L119 183V180L121 179V177H118V178H115L116 176L115 175H117ZM133 174V173H132ZM131 175V174H130ZM120 176V175H119ZM126 176L128 177V172H127V175H126V173H125V178H126ZM111 177V178H110ZM122 177H124V175L122 176ZM108 178H110V180L108 179ZM112 178H115L114 180H112L111 181V179ZM125 178H123L121 181H123ZM111 182H113V184L111 185L110 183ZM116 182V183H117ZM116 184V187H115V189L117 188V186L119 185V184ZM103 184H101V186H100V188L98 189L99 191L101 190V189H103V192L105 191H107V189L105 190V186L103 185ZM111 185V186H110ZM102 186H104V187H102ZM109 186V187H108ZM102 187V188H101ZM114 188H112L110 191H114L113 190ZM108 190V191H109ZM97 192L96 193V195H97V197H95L96 195H94L92 198H90V200L92 201V203L95 201V203H93L94 205H96V204H98V203H96V202H100L105 196H107L109 193H111L110 191L108 192L107 191V195L105 194H103L102 193V191H100V192ZM104 192V193H105ZM99 193H102V195L104 196H102V195H100ZM100 195V196H99ZM99 197H100V199L101 200H97V199H99ZM97 198V199H96ZM93 199V200H92ZM97 201H96V200ZM90 201V202H91ZM92 203H86V205H88V206H86L85 204L82 206V207H87V209H85V208H83V209H85V211L86 210H88L89 208H91V207H93V206H89V204H92ZM92 204V205H93ZM80 206V205H79ZM79 206H76V208H75V210L76 209H78L77 207H79ZM80 206V207H81ZM82 207L80 208L81 210L80 211H82L83 209H82ZM89 207V208H88ZM71 210L72 211H70V212H72V216L69 214V213H67L66 215L68 216V222H71L72 220H76V219H74V217H76V218H79L81 215H82V212L84 213V210L80 213V211L78 212V213H80L79 215H78V213L77 212H75L74 211V209L73 208H71ZM78 211V210H77ZM65 212V211H64ZM63 212V213H64ZM74 212V213H73ZM77 215H76V214ZM73 214H74V217H73ZM76 215V216H75ZM67 216H64V217H67ZM69 216H71V218H69ZM136 217H137V215H135ZM63 217V218H64ZM136 217H134V218H136ZM73 218V219H72ZM131 218H132V220H135V221H137V219H138V217H137V219H133V216H131ZM65 219V218H64ZM70 219H72L71 221H69ZM57 223V222H56ZM66 223V222H65ZM66 224H68V223H66ZM66 224H54L55 225V227L57 226V228H55L54 227V225L51 223V225H49L48 227H51V228H48V230H45L43 233V236H41L40 234H37L36 233V236L37 237H39L40 236V238H38V239H36L35 240V242H34V236H33V242H31V243H33V244H31V245H33V246H36L37 245V243H39V242H42V240H44V238L43 237H46L45 238V240H47V238L49 239V237L47 236L48 234H49V236H50V234L52 235V237L53 236H55L56 234H57V231L59 232L62 228L60 227V226H62V225H66ZM60 225V226H59ZM58 226L60 227V229L59 230H57L58 229ZM52 227H54L55 228V230H56V232H53V231H55V230H53L54 228H52ZM62 227H64V226H62ZM49 229H50V233H49ZM74 229H76V228H74ZM52 230V231H51ZM77 232V230L75 231V233ZM46 233H48V234H46ZM53 233V234H52ZM105 233V232H104ZM46 235V236H45ZM103 235H105V234H103ZM103 237V236H102ZM262 237H264V236H262ZM42 238V239H41ZM255 238V237H254ZM258 238H260V237H258ZM41 239V240H40ZM262 239V238H261ZM39 240V241H38ZM262 240H264V238L262 239ZM251 241V240H250ZM254 240H252V242H253ZM37 242V243H36ZM44 242V241H43ZM258 242V241H257ZM36 243V244H35ZM251 243V242H250ZM254 243V242H253ZM256 243V242H255ZM258 243H260V242H258ZM42 243H39L38 245H41ZM264 244V243H263ZM29 246V247H27V246H24L23 248H22V251L21 250H19L20 252L19 253H21L20 254V256H19V253H17V254H15L14 256H12V257H9V259L8 258H6V259H1L0 260V264L3 262L4 264H10L11 262L13 263V264H15L16 262H14V261H17V262H19V261H21L22 260V258L23 257H25L26 256V254H28L29 252H31L33 249L32 248H36V247H33V246ZM247 245V244H246ZM245 245V246H246ZM258 245V244H257ZM257 245L256 246H254V247H257ZM253 246V245H252ZM252 246H251V249L253 250L254 248H252ZM259 246V249L262 247H260V245H258ZM264 246V245H263ZM250 247V246H249ZM25 248V249H24ZM25 250V252H27V253H25L24 252V250ZM29 249H31L30 251H28ZM250 249V248H249ZM263 250V249H262ZM261 250V251H262ZM246 251V250H245ZM248 251V250H247ZM251 251V250H250ZM255 251V250H254ZM257 251H259V250H257ZM256 251V252H257ZM258 252L257 254H258V256L260 255V254H263V252ZM25 254H24V253ZM249 252V251H248ZM252 253V252H251ZM251 253H249V255L251 254ZM257 254L255 255L254 254V256H257ZM248 255V253L246 254V256H249ZM253 255V254H252ZM18 256V257H17ZM260 256H263L262 258L260 257ZM259 257H257V258H260V259H263L264 258V254L263 255H260ZM17 257V258H16ZM20 257V258H19ZM249 257H252V256H249ZM248 257V258H249ZM13 258H16V259H14V260H12ZM18 258H19V260H18ZM234 258V257H233ZM254 258V257H253ZM253 258H252V260H253ZM236 259V258H235ZM255 259H256V257H255ZM260 259H258V260H260ZM8 260L10 261V260H12V261H10V262H8ZM2 261V262H1ZM236 261H238L239 262V260H237L236 259ZM249 261H250V259H249ZM215 262H217V261H215ZM225 262V261H224ZM227 262V261H226ZM225 262V263H226ZM229 262V264L231 263L232 264V262H233V260L230 262V261H228ZM251 262V261H250ZM252 262H255V260L254 261H252ZM251 262V263H252ZM259 262V261H258ZM2 263V264H3ZM11 263V264H12ZM214 263V262H213ZM261 263V262H260ZM264 263V259H263V262H262V264ZM221 264H222V261H221ZM234 264V263H233ZM237 264V263H236ZM240 264H241V262H240Z\"/></svg>",
	"mask_w": 264,
	"mask_h": 264
}]
</instances>
